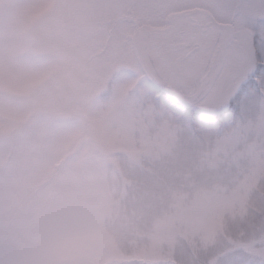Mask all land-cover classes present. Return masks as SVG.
<instances>
[{"label": "snow or ice", "instance_id": "obj_1", "mask_svg": "<svg viewBox=\"0 0 264 264\" xmlns=\"http://www.w3.org/2000/svg\"><path fill=\"white\" fill-rule=\"evenodd\" d=\"M0 264H264V0H0Z\"/></svg>", "mask_w": 264, "mask_h": 264}]
</instances>
